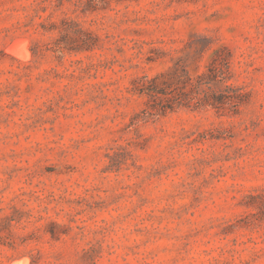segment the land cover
Returning <instances> with one entry per match:
<instances>
[{
	"label": "rangeland",
	"instance_id": "374dc122",
	"mask_svg": "<svg viewBox=\"0 0 264 264\" xmlns=\"http://www.w3.org/2000/svg\"><path fill=\"white\" fill-rule=\"evenodd\" d=\"M188 43L248 102L140 120ZM263 188L264 0H0V264H264Z\"/></svg>",
	"mask_w": 264,
	"mask_h": 264
},
{
	"label": "trees",
	"instance_id": "16d2710c",
	"mask_svg": "<svg viewBox=\"0 0 264 264\" xmlns=\"http://www.w3.org/2000/svg\"><path fill=\"white\" fill-rule=\"evenodd\" d=\"M199 41H209L202 35L192 34ZM171 67L154 76H139L132 80L131 91L145 97L144 108L140 120L147 121L161 116L176 108L184 107L192 110L213 109L222 114H237L239 108L248 102L249 93L243 88L227 85L231 79L230 53L227 48H219L201 72L198 68L193 73L188 70L187 61L196 58V49L191 43L186 44ZM92 46L78 44L69 50L87 49ZM206 47L197 50V54ZM224 53L225 55H222ZM244 206L251 209L244 218V224L252 225L264 222V188L249 193L245 197ZM51 232V231H50ZM52 237L54 234L51 232Z\"/></svg>",
	"mask_w": 264,
	"mask_h": 264
}]
</instances>
